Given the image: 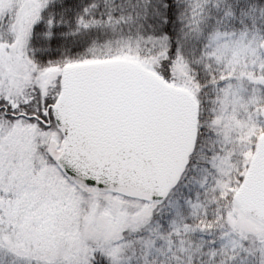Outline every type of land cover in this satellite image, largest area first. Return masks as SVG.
I'll return each mask as SVG.
<instances>
[{"label":"snow or ice","instance_id":"obj_1","mask_svg":"<svg viewBox=\"0 0 264 264\" xmlns=\"http://www.w3.org/2000/svg\"><path fill=\"white\" fill-rule=\"evenodd\" d=\"M0 264H264V0H0Z\"/></svg>","mask_w":264,"mask_h":264}]
</instances>
